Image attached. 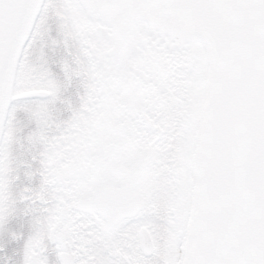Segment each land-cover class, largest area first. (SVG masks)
<instances>
[{"label":"snow or ice","instance_id":"obj_1","mask_svg":"<svg viewBox=\"0 0 264 264\" xmlns=\"http://www.w3.org/2000/svg\"><path fill=\"white\" fill-rule=\"evenodd\" d=\"M0 264H264V0H0Z\"/></svg>","mask_w":264,"mask_h":264}]
</instances>
